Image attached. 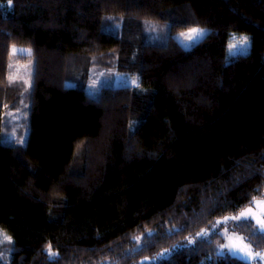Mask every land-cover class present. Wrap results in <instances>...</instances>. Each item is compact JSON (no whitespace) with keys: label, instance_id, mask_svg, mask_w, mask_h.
<instances>
[{"label":"trees","instance_id":"1","mask_svg":"<svg viewBox=\"0 0 264 264\" xmlns=\"http://www.w3.org/2000/svg\"><path fill=\"white\" fill-rule=\"evenodd\" d=\"M164 23L166 43H149ZM196 27L209 32L186 49L176 35ZM234 35L246 51L229 52ZM13 46L35 60L25 146L3 137V104L19 91ZM93 68L139 85L94 97ZM253 197L264 199V0H0V231L11 237L0 264H149L171 250L151 264H246L217 255L220 233L185 243ZM232 229L264 250L254 222Z\"/></svg>","mask_w":264,"mask_h":264},{"label":"rangeland","instance_id":"2","mask_svg":"<svg viewBox=\"0 0 264 264\" xmlns=\"http://www.w3.org/2000/svg\"><path fill=\"white\" fill-rule=\"evenodd\" d=\"M170 24L169 23H164V24H156V25H151L149 28V43H158V44H164L169 38V28ZM200 28V27H196ZM204 29V28H201ZM190 30H186L184 32H181L176 35L177 40L186 48L189 49L193 47L195 44H197L200 40H202L206 35L201 38L197 39L195 41L190 40L187 38L188 34L190 33ZM17 49H25V50H30L28 48H23V47H18L15 46ZM10 64L13 66L11 69H9V75H17L18 77H23V80H28L29 85H25L23 80L17 79L11 86L14 88H19V91H17L16 94L13 95L12 99L8 101V104H3V137L6 143H11V144H17L19 146H25L27 143V139L29 136V128L26 124V121L28 120V110L30 107V95L33 87V78H34V70H35V60L32 56V51L30 50V55L29 54H20L19 51L16 54L12 53V57L10 60ZM68 85H72L68 83ZM139 85V80L137 77H134L133 75L130 74H122L118 73L112 70H102L100 68H93L90 70V76L87 84V91L90 95L94 97H98L100 94V91L102 87L109 86V87H118V86H138ZM18 86V87H17ZM16 104V107L14 106ZM6 106V107H5ZM21 140H23V143H21ZM4 142V143H5ZM253 210L257 212L259 215L258 210L254 207ZM223 219H220L218 221H221ZM249 221H252L256 224V226L260 229V225L257 223L256 219L250 218ZM241 222L244 221H232L229 220L227 224H219L217 225V222L215 225L208 229H204L201 232H206L207 235H196V237H191L188 239V241L185 243V245H193L196 243L197 240L202 239V238H209L213 233H220L224 237L223 243L220 245L224 244H229L230 241L227 239L228 235H232L233 233L236 236L244 237L245 242L249 243L247 238L245 237L244 234L239 233L237 231H234L232 227L236 224H240ZM225 227L228 229V233L225 234L224 230ZM2 232V231H0ZM199 232V233H201ZM4 233V232H2ZM0 240H3L2 237H0ZM189 240H192L193 243H189ZM10 243L9 241L3 240V242H0V245L3 244H8ZM232 243H239V241H232ZM250 247L253 250V252H261L264 253L263 251H258L256 250L251 243ZM220 245L218 246V252H221L223 254L231 255L229 252L228 248H221ZM171 251H167L162 253L160 256L156 257L155 259L149 261V264L154 263L158 260H160L162 257H167L170 255ZM234 257V256H233ZM9 257L4 258V255H0V263H4L5 260H7ZM253 264H264V260H259L257 259L255 262L249 261Z\"/></svg>","mask_w":264,"mask_h":264},{"label":"snow or ice","instance_id":"3","mask_svg":"<svg viewBox=\"0 0 264 264\" xmlns=\"http://www.w3.org/2000/svg\"><path fill=\"white\" fill-rule=\"evenodd\" d=\"M11 3V0H9V4ZM207 33V30L201 29V28H192L190 30V33L188 34L187 38L190 40H197L203 38ZM233 42L229 43V52L231 53L234 49H239L241 51H246L247 47L249 45V38L247 36H240L236 37L235 35L232 37ZM19 51L20 54H29L30 50L25 49H17L15 46L12 48V53L16 54ZM13 66L9 64V69H11ZM8 83L9 85L13 84L17 79L23 80V77H18L17 75L10 74L8 77ZM25 85H29L28 80H23ZM6 107V106H5ZM21 143H23V140H21ZM251 204L258 210L259 215L256 211L253 210L252 206L245 207L244 209L240 210L236 215L233 216H225L223 220L217 221V225L223 223L227 224L229 220L232 221H249L250 218L256 219L257 223L260 225L259 231L264 232V199L257 200L255 197H253V200L251 201ZM225 234L228 233L227 227H225L224 230ZM198 235H207L206 232L198 233ZM0 237L3 238V240L11 241V237L7 236L5 233L0 232ZM227 239L230 241L229 244L220 245L221 248H228L229 252L232 256L237 257L238 259H241L243 261L249 262H255L257 259L264 260V253L261 252H253V250L250 247V244L245 242L244 237L236 236L234 233L232 235H228ZM3 240H0V242H3ZM239 241V243H232V241ZM189 243H193L192 240H189ZM49 256L52 258L56 254L52 252L51 246L48 247ZM217 255H223V253L218 252Z\"/></svg>","mask_w":264,"mask_h":264}]
</instances>
